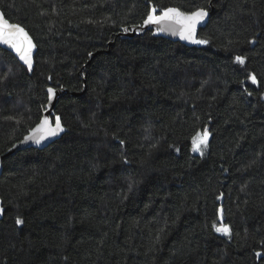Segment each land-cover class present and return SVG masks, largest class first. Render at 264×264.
<instances>
[{
	"label": "trees",
	"instance_id": "trees-1",
	"mask_svg": "<svg viewBox=\"0 0 264 264\" xmlns=\"http://www.w3.org/2000/svg\"><path fill=\"white\" fill-rule=\"evenodd\" d=\"M153 6L213 9L208 43L120 38ZM0 12L37 48L31 72L0 49V157L40 123L48 88L64 128L3 161L0 264H264V0H0ZM221 216L230 235L213 228Z\"/></svg>",
	"mask_w": 264,
	"mask_h": 264
},
{
	"label": "snow or ice",
	"instance_id": "snow-or-ice-1",
	"mask_svg": "<svg viewBox=\"0 0 264 264\" xmlns=\"http://www.w3.org/2000/svg\"><path fill=\"white\" fill-rule=\"evenodd\" d=\"M156 7H152L150 11L147 13L146 18L143 21V26L154 24V25H162L166 22H169V27H172L171 30L173 34H179L181 39L188 40L194 44H206L207 40L197 39L196 38V30L197 25L202 24L206 17H208V11L203 8H197L192 11H181L178 8L168 7L161 11L159 15L156 14ZM169 27H160L158 31H167ZM124 31H128V29H124ZM0 43H3L10 48H12L19 58L24 61L25 64L28 65L29 69H31L32 61H31V52L34 48V44L32 43L31 37L25 31V29L19 24L10 23L3 15L0 13ZM249 43H256V40L253 39L249 41ZM91 55V54H89ZM245 57L236 56L235 61L239 65L245 64ZM248 79L252 84L257 83V77L255 74H249ZM49 99L55 95V90L53 88H48ZM251 95V93H248ZM64 128L61 123V118L59 116L55 117L54 125L52 121L48 117H44L40 120V123L32 129V135L25 137L26 140H34L35 143L39 144L43 139H46L50 136H55L59 132H63ZM210 133L207 129H204L202 132H197L195 136L192 137V145L193 151L200 152L203 155V149L208 145ZM124 142L121 141V144ZM3 213V209H0V214ZM219 226L213 224V228L217 233H223L225 235L231 234L230 226L224 224L222 222ZM24 222L19 217L16 219L17 225H22ZM260 252H256L257 257H261Z\"/></svg>",
	"mask_w": 264,
	"mask_h": 264
},
{
	"label": "water",
	"instance_id": "water-1",
	"mask_svg": "<svg viewBox=\"0 0 264 264\" xmlns=\"http://www.w3.org/2000/svg\"><path fill=\"white\" fill-rule=\"evenodd\" d=\"M1 13V12H0ZM209 15L208 17H206L205 21L200 24L197 25V30H196V38H198V34L201 30H203L204 28H206V26L209 23L210 18L212 17V13H213V9H211V12H208ZM160 27H169V22H166L165 24L162 25H154V24H150V25H146L143 27H137V28H132L131 31H125L122 35H120V38L123 39H133L135 37H140L143 36L144 34H146L147 32H151L153 34V36L157 39H163V40H167L173 43H177L180 44L181 46L185 47V48H192L195 46L194 43L188 41V40H184L181 39L179 34H173L171 28L172 27H178V26H171L169 27V30L167 31H158V28ZM32 43L34 44V42L32 41ZM0 49L3 51L8 52L9 54H11L17 61L18 63L23 66L26 70H28L29 72H31L34 68V59L37 53V48L34 44V48L32 49L31 52V61H32V66L31 69H29L28 65L24 63V61H22L19 56L17 55V53L10 48L9 46L0 43ZM48 94V91H47ZM49 96V94H48ZM59 94L55 92V95L52 97V99H49V103L46 107V112L43 115L44 117H48L51 120V117L54 115V110H55V106L57 104L58 98H59ZM52 121V120H51ZM53 123V122H52ZM54 125V123H53ZM32 130L31 132H29V134L26 136H30L32 135ZM63 132H59L57 135L55 136H50L47 137L46 139H43L39 144L35 143L34 140H26L25 138L19 143L17 144L8 154H6L3 157H0V175L3 169V161L9 157H13L15 156L18 152L21 151H25V150H30V149H35V150H44L46 149L48 146H50L51 144H53L54 142L60 140L61 136H62ZM0 209H3V213L0 214V222L3 220L4 217V208L2 205V202L0 200Z\"/></svg>",
	"mask_w": 264,
	"mask_h": 264
},
{
	"label": "rangeland",
	"instance_id": "rangeland-1",
	"mask_svg": "<svg viewBox=\"0 0 264 264\" xmlns=\"http://www.w3.org/2000/svg\"><path fill=\"white\" fill-rule=\"evenodd\" d=\"M195 153H197V154H199L200 152H196V151H194Z\"/></svg>",
	"mask_w": 264,
	"mask_h": 264
}]
</instances>
